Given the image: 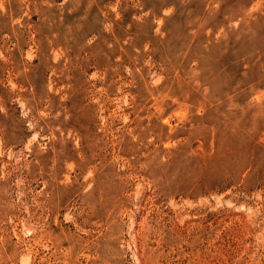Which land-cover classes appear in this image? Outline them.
I'll return each instance as SVG.
<instances>
[{"label":"rangeland","instance_id":"1","mask_svg":"<svg viewBox=\"0 0 264 264\" xmlns=\"http://www.w3.org/2000/svg\"><path fill=\"white\" fill-rule=\"evenodd\" d=\"M0 264H264V0H0Z\"/></svg>","mask_w":264,"mask_h":264}]
</instances>
